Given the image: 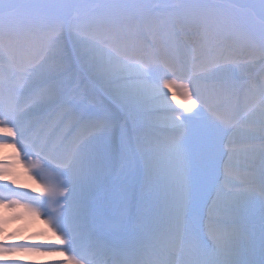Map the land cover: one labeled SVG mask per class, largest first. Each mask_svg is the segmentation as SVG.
<instances>
[{
  "label": "snow or ice",
  "instance_id": "obj_1",
  "mask_svg": "<svg viewBox=\"0 0 264 264\" xmlns=\"http://www.w3.org/2000/svg\"><path fill=\"white\" fill-rule=\"evenodd\" d=\"M7 148L0 264H264V0H0Z\"/></svg>",
  "mask_w": 264,
  "mask_h": 264
},
{
  "label": "bare ground",
  "instance_id": "obj_2",
  "mask_svg": "<svg viewBox=\"0 0 264 264\" xmlns=\"http://www.w3.org/2000/svg\"><path fill=\"white\" fill-rule=\"evenodd\" d=\"M181 102L179 95L175 101H172L173 106L177 108ZM0 155L10 157L13 155V150L10 148L0 149ZM13 178L17 182L14 187L23 188L25 191L32 187L33 190L38 187L37 182L22 167L17 166L15 168ZM0 223L3 224L0 240L6 243L47 244L56 242L44 219L28 214L23 209L0 208ZM58 258L60 257L42 251L40 253L18 252L8 259L19 260L21 264H54Z\"/></svg>",
  "mask_w": 264,
  "mask_h": 264
}]
</instances>
